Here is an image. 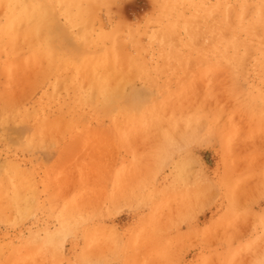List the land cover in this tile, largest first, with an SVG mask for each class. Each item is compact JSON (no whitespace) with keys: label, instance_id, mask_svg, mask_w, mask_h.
<instances>
[{"label":"rangeland","instance_id":"374dc122","mask_svg":"<svg viewBox=\"0 0 264 264\" xmlns=\"http://www.w3.org/2000/svg\"><path fill=\"white\" fill-rule=\"evenodd\" d=\"M39 3L0 39V264H264V0Z\"/></svg>","mask_w":264,"mask_h":264},{"label":"bare ground","instance_id":"6f19581e","mask_svg":"<svg viewBox=\"0 0 264 264\" xmlns=\"http://www.w3.org/2000/svg\"><path fill=\"white\" fill-rule=\"evenodd\" d=\"M66 1H71V0H66ZM261 1V0H260ZM218 6L219 7H222L223 5H222V3H221V5H219L218 4ZM80 7H82L81 6V3H80ZM212 8L213 9H215V5L214 6H212ZM218 8V7H217ZM0 9H2V11H3V17H2V20H3V24H1L0 25V39L1 40H3L4 41V43H6V49L7 50H11L12 49V47L15 45L14 43L15 42H17L18 43V41L20 40V41H25L26 43H31V42H35V44H36V42H37V40L39 39V27H40V24H41V21L42 20H44V24H46L47 22H48V17H47V15H48V13H49V11L47 10V9H45V8H43L42 7V5H40V3H39V0H0ZM243 7H241L240 9H239V12L237 13V15L240 13V12H242L243 11ZM260 9V8H259ZM216 10V9H215ZM218 10V9H217ZM216 10V11H217ZM235 9H232L231 11H230V15H233V13L235 12L234 11ZM257 11H258V8H257ZM215 12V11H214ZM259 12H260V10H259ZM216 15H218V14H216ZM249 15V14H248ZM259 15H261V14H259ZM225 15H223V17H224ZM218 18H220L219 16H217ZM248 17H250V16H248ZM254 17V16H253ZM232 18V17H231ZM80 19V21L78 22L79 24H81L82 23V20L81 19H83V16L81 17V18H79ZM214 19V18H213ZM246 19H247V16H246ZM222 22V21H221ZM226 23H227V21H225ZM216 23V22H215ZM211 24H212V22H211ZM260 26V25H259ZM260 31V30H259ZM260 34V33H259ZM217 36H218V34H217ZM215 38H217L216 36H215ZM247 41V40H246ZM215 42H216V39H215ZM247 44V43H246ZM225 45H227V44H225ZM2 46V45H1ZM18 46V45H17ZM25 46V45H24ZM250 46H252V45H250ZM18 49V48H17ZM32 50V52H33V54L35 55L36 53H37V47L36 46H33V48L31 49ZM239 50V49H238ZM255 51V50H254ZM258 51V50H257ZM16 59V58H15ZM15 61H17V60H15ZM226 62V61H225ZM16 63V62H15ZM260 63V62H259ZM12 64H13V62H12ZM12 66V65H11ZM16 66V65H15ZM28 67H30L31 68V65L30 66H28ZM36 69V68H35ZM24 70V69H23ZM26 71V70H25ZM35 71V70H34ZM19 72H21V71H19ZM115 73V72H114ZM122 73V72H121ZM25 74H29L28 72L26 73L25 72ZM116 74V73H115ZM25 77H26V75H25ZM28 77V76H27ZM31 78V77H30ZM93 78V77H92ZM28 79V78H27ZM18 80V79H17ZM23 80H24V78H23ZM22 82V81H21ZM25 82V81H24ZM92 83H93V81H92ZM94 84V83H93ZM17 86V85H16ZM26 85H24V87H25ZM15 87V86H14ZM107 87V85H98L96 88L97 89H99V96H98V100L96 101V103H95V108H96V110L98 111V113H100V114H109L110 113V110H111V108L110 107H112V106H114V107H116V108H118L119 107V102L118 101H116V95L117 96H119L120 95V97H121V95H123L124 97H125V95H126V90L128 91V89H127V87H126V89H124V91H125V93L124 94H122L123 92V90L121 91L119 88H118V86H116L117 88H115V86L113 85H111V86H109L108 85V88H110L111 87V90L112 91H114L115 90V92H113V93H115V96H114V94L113 93H109V90H108V88H106ZM112 87H113V89H112ZM123 86H121V88H122ZM27 88V87H26ZM115 88V89H114ZM125 88V87H124ZM28 89V88H27ZM81 89V88H80ZM92 89V88H91ZM119 89V90H118ZM123 89V88H122ZM166 89V88H165ZM22 90V89H21ZM110 90V91H111ZM116 91H117V93L119 92V93H121V94H116ZM121 91V92H120ZM94 92V91H93ZM167 92V91H166ZM166 92H164V93H166ZM26 93V92H25ZM24 93V94H25ZM95 93V92H94ZM148 94V93H147ZM188 94V93H187ZM186 94V95H187ZM96 95V93L94 94V96ZM38 96V95H37ZM17 97V96H16ZM120 97H118V98H120ZM96 98V97H95ZM94 98V99H95ZM122 99H123V97H121ZM127 98V97H126ZM142 98V97H141ZM160 98V97H159ZM181 98V97H180ZM187 98V97H186ZM36 99V101L38 100L37 98H35ZM125 99V98H124ZM128 99V98H127ZM174 99V98H173ZM183 99H185V97L184 98H181V100H183ZM126 100V99H125ZM156 100V99H155ZM23 101V100H22ZM121 101V100H120ZM154 101V100H153ZM170 101H173V100H170ZM176 101V100H175ZM174 101V102H175ZM33 102V101H32ZM37 102H39V101H37ZM164 102H165V99H163V100H161L160 102H157V103H151V105H152V108H154V107H156V106H158V105H164ZM169 102V101H168ZM182 102V101H181ZM233 102V101H232ZM15 103V102H14ZM28 103V102H27ZM122 103V102H121ZM125 103V102H124ZM170 103V102H169ZM16 104V103H15ZM33 104V103H32ZM146 104H148V103H146ZM171 104V103H170ZM169 104V105H170ZM232 104V103H231ZM167 106L168 108H170L169 110H167L166 108H165V106L163 107V108H165L166 109V113H167V111L168 112H172V110L171 109H175V108H171L172 106L174 107V106H177V105H174V104H172V106L170 107V106ZM196 105V104H195ZM234 105V104H233ZM184 106V105H183ZM197 106V105H196ZM196 106H195V109H196ZM24 107V106H23ZM54 107V106H53ZM178 107V109L180 108L179 107V105L177 106ZM115 108V109H116ZM158 109H160V108H158ZM164 109V110H165ZM191 109V108H190ZM1 111H0V116H4V115H6L5 116V118L4 119H7V120H11V121H15V120H17V121H19V122H23V121H27V119H28V115L26 114L27 113V111L24 109V110H22V109H19L18 110V113L16 112L15 113V111L14 110H9V109H7L6 107H4V106H2L1 107V109H0ZM95 110V109H94ZM149 110V109H148ZM163 110V109H162ZM181 111H183L182 109H180ZM140 111V110H139ZM174 111V110H173ZM191 111H193L194 112V110H193V108L191 109ZM199 111V110H198ZM213 111V110H212ZM161 111L159 110V112L158 113H160ZM188 112H190V111H188ZM200 112V111H199ZM210 112V111H209ZM155 113H157V112H155ZM162 114H164L163 113V111L161 112ZM160 113V114H161ZM165 113V114H166ZM201 113V112H200ZM164 114V115H165ZM169 114V113H168ZM168 114H166V115H168ZM187 114V113H186ZM196 114H197V112H196ZM195 114V115H196ZM165 115V116H166ZM243 115V114H242ZM17 118H16V117ZM111 116H113V115H111ZM138 116V115H137ZM191 116V115H190ZM205 116V115H204ZM175 117V116H174ZM182 118H183V116H182ZM186 118V117H185ZM188 118V117H187ZM192 119H194L193 117H192ZM245 119V118H244ZM151 120V119H150ZM160 120H161V118H160ZM189 120V119H188ZM209 120V119H208ZM207 120V121H208ZM184 121H187L186 119L184 120ZM202 121V120H201ZM207 121L205 120L204 122H206V124H207ZM245 121V120H244ZM172 122H173V120H172ZM204 122H203V124H204ZM168 124H170L169 122H167ZM167 123H163L162 122V124H161V127H162V125H163V130L165 129V124H167ZM178 123H180V122H178ZM201 122H199L198 124H200ZM221 123V122H220ZM245 123V122H244ZM133 124V123H132ZM131 124V125H132ZM187 124H188V122H187ZM193 124L194 125H192V126H194V129L196 128L195 127V122H193ZM146 125V124H145ZM183 125V124H182ZM197 125V124H196ZM202 125V124H201ZM205 125V124H204ZM204 125H202L203 127H204ZM61 126V125H60ZM63 126V125H62ZM65 126V125H64ZM124 126V125H123ZM158 126V125H157ZM156 126V127H157ZM187 126V125H186ZM198 126V125H197ZM202 126L200 127V128H202ZM207 126V125H206ZM242 126V125H241ZM183 127V126H182ZM185 127V126H184ZM183 127V128H184ZM80 128V127H79ZM152 128V127H151ZM155 128V127H154ZM158 128H159V126H158ZM189 128H190V126H189ZM188 128V129H189ZM191 128H193V127H191ZM141 129V128H140ZM157 129V128H156ZM160 129V128H159ZM168 129H170V130H172V128H168ZM193 129V130H194ZM47 130V129H46ZM97 131H101V127H98L97 129H96ZM152 130V129H151ZM150 130V131H151ZM178 130H181L183 133H184V131L182 130V128L180 129V124H179V129ZM185 130V129H184ZM196 130H197V128H196ZM196 130H195V132H196ZM199 130V129H198ZM54 131H55V129H54ZM61 131V130H60ZM139 131H141V130H139ZM153 131V130H152ZM169 131V130H168ZM190 130H188V132H189ZM138 132V131H137ZM161 132V131H160ZM52 133H53V131H52ZM51 133V134H52ZM172 133H173V131H172ZM171 133V134H172ZM176 133V132H175ZM180 133V132H179ZM187 133V132H186ZM47 135H48V132L46 133ZM131 134H132V132H131ZM131 134H129V135H131ZM134 134V133H133ZM59 135V134H58ZM173 135V134H172ZM175 135V134H174ZM173 135V136H174ZM184 135V134H183ZM189 135L191 136V134L189 133ZM198 135V134H197ZM169 136H170V134H169ZM38 136H36V138H37ZM45 137V136H44ZM89 137V136H88ZM192 137V136H191ZM29 139V138H28ZM45 139H46V137H45ZM34 140H35V138H34ZM45 141V140H44ZM43 141V142H44ZM118 141V140H117ZM98 143V142H97ZM113 143V142H112ZM115 143H116V141H115ZM115 143L114 144H111V146L113 145H115ZM89 144H91V143H89ZM101 144H104L103 142L101 143ZM27 145V144H26ZM43 146H44V144H42ZM41 145V146H42ZM97 145V144H96ZM96 145H94V146H96ZM100 144L98 143V145H97V147L99 146ZM105 145V144H104ZM103 145V146H104ZM107 145H110V143H108ZM106 145V146H107ZM42 146V149H44V147ZM91 146V145H90ZM90 146H89V148H90ZM102 145H100L99 147H101ZM110 146V147H111ZM30 147V146H29ZM92 148H95V147H93V146H91ZM37 149V148H36ZM38 149H40V148H38ZM96 149V148H95ZM97 150H101V149H97ZM115 150H116V148H115ZM3 164V163H2ZM71 164V163H70ZM73 165H74V163H72ZM103 164V163H102ZM69 165V164H68ZM78 167V166H77ZM80 167V166H79ZM68 168V167H67ZM77 169H79V168H77ZM73 171V170H72ZM13 176V175H12ZM117 176H118V174H117ZM60 177V176H59ZM58 177V178H59ZM119 177V176H118ZM119 179V178H118ZM49 180H51V179H49ZM71 180V179H70ZM111 189V188H110ZM34 191V190H33ZM6 192V191H5ZM29 192H31V191H29ZM35 194V193H34ZM26 196H27V194H26ZM31 197V196H30ZM3 199V198H2ZM1 202V201H0ZM3 202V201H2ZM14 202V201H13ZM4 219V218H3ZM5 222V221H4ZM73 222V221H72ZM71 224V223H70ZM73 224H75V223H73ZM70 225V226H72V227H70V230L69 231H71V229L74 227V225ZM66 226V225H65ZM96 226V225H95ZM88 227V226H87ZM62 228V227H61ZM75 231L77 230L76 229V224H75ZM81 228V227H80ZM95 229V228H94ZM97 229V228H96ZM64 230V229H63ZM73 231V230H72ZM74 231V232H75ZM96 231V230H95ZM77 232V231H76ZM68 233V232H67ZM71 232H69V234H70ZM73 233V232H72ZM92 233H93V231H92ZM64 234V233H63ZM115 234H117V233H115ZM65 236H66V234H64ZM60 236V235H59ZM58 236V237H59ZM89 236H91V234L89 235ZM89 236H88V239H89ZM117 237V236H115V235H112V237ZM54 237V236H53ZM113 237V238H114ZM49 238V237H48ZM93 238H95V237H93ZM61 239H59V241H60ZM94 240V239H93ZM51 242V241H50ZM95 242H97V241H95ZM89 243V242H88ZM98 243V242H97ZM96 243V244H97ZM46 244V243H45ZM90 245V244H89ZM98 245V244H97ZM89 250V249H88ZM84 255V254H83Z\"/></svg>","mask_w":264,"mask_h":264}]
</instances>
